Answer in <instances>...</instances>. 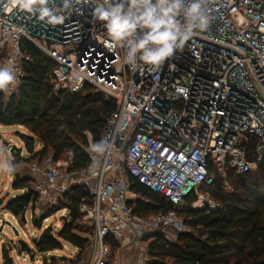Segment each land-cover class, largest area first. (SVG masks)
<instances>
[{
  "label": "built area",
  "instance_id": "2783aa9c",
  "mask_svg": "<svg viewBox=\"0 0 264 264\" xmlns=\"http://www.w3.org/2000/svg\"><path fill=\"white\" fill-rule=\"evenodd\" d=\"M206 2L212 17L206 30L195 31L162 64L132 68L123 60L122 47L105 43L104 23L95 19L91 4L84 2L79 12L66 13L62 23L51 25L18 9L5 11L8 0H0V65L14 62L17 68L15 83L1 90L6 100L17 94L25 77L30 58L22 43L27 41L56 64L54 94H79L88 87L116 103L97 143H103V151L94 149L88 134L85 169L69 172L73 153L67 154L70 182L59 185L65 176L51 156L30 165L35 187L29 207L54 210L71 188L88 192L90 203L83 201L79 212L92 221L89 264H109V237L136 249L134 264H153L147 238L161 235L174 243L184 233L197 235L176 211L187 206L189 195L197 197L193 208L221 209L203 200L201 189L220 178L233 192L229 170L242 176L264 163V0ZM0 142L10 155L12 142L9 147ZM132 179L175 209L136 215L135 204L149 199L133 191ZM23 194L26 190L12 198ZM8 215L22 223L6 212L0 220L4 227H16ZM74 250L70 260L37 253L48 264L55 258L58 264H81Z\"/></svg>",
  "mask_w": 264,
  "mask_h": 264
},
{
  "label": "trees",
  "instance_id": "16d2710c",
  "mask_svg": "<svg viewBox=\"0 0 264 264\" xmlns=\"http://www.w3.org/2000/svg\"><path fill=\"white\" fill-rule=\"evenodd\" d=\"M22 47L30 60L25 65V77L17 94L6 100L0 90V126L24 128L28 135L19 136L30 156L27 160L7 158V162L10 166L23 160L40 163L50 156L54 162H59L72 152L73 164L68 171L85 169L88 165L85 152L89 145L88 134L97 144L116 110V103L88 87L79 94H54L51 79L56 64L32 43L24 41ZM13 175L12 189L16 192L26 190V194L11 197L6 204L1 202L0 205L5 204L6 212L21 217L33 202L34 192L29 186L33 181L15 171ZM131 182L133 191L149 199L147 204L142 201L135 204L136 215L149 217L175 209L163 196L150 192L134 179ZM228 183L233 192L224 187L220 178L213 187L204 188L210 191L211 198L222 206L221 209L193 208L197 197L189 195L187 206L176 210L197 235L184 233L174 243L167 242L161 235L147 238L153 264H264V163L254 174L238 176L229 170ZM83 201L90 203L89 194L82 187H73L65 194L61 206L69 211L68 221L58 232L54 233L51 228L43 231L33 241L36 252L59 251L66 243L77 248L81 257L89 240L74 230L81 219L79 206ZM39 222L33 219L38 229L41 228ZM107 243L112 250L119 247L111 237ZM24 247L28 249L26 245ZM0 264H13L4 248Z\"/></svg>",
  "mask_w": 264,
  "mask_h": 264
},
{
  "label": "clouds",
  "instance_id": "9594fccd",
  "mask_svg": "<svg viewBox=\"0 0 264 264\" xmlns=\"http://www.w3.org/2000/svg\"><path fill=\"white\" fill-rule=\"evenodd\" d=\"M84 2L93 6V16L104 23L105 43L122 47L123 60L132 68L162 64L195 31L206 30L212 19L206 0H8L5 11L18 9L56 25L66 13L79 12ZM16 80L14 62L0 65V90ZM103 148V143L94 145L96 151Z\"/></svg>",
  "mask_w": 264,
  "mask_h": 264
},
{
  "label": "rangeland",
  "instance_id": "374dc122",
  "mask_svg": "<svg viewBox=\"0 0 264 264\" xmlns=\"http://www.w3.org/2000/svg\"><path fill=\"white\" fill-rule=\"evenodd\" d=\"M22 132H25L23 129H19L17 127H2L0 129V140L3 141V145L5 143H11L14 146L17 147H23L24 153L22 158L27 160L29 157V153L25 148L24 143L22 144L20 134H24ZM2 142H0V203L6 202L9 198H11L14 195H18L21 192H16L12 189V183L14 180L13 171H15L19 176L21 177H29L32 176V173L30 171V165L31 163L26 161H20L17 163L16 166H10L7 162V155L4 150L1 149ZM66 156L63 157L59 162H56V164L60 167V170L64 174L65 178L60 182L59 185H65L67 182H70L68 179V176L66 174V167L64 166V163L66 161ZM32 163H36L32 162ZM8 170V173L6 171ZM253 174L258 172V169H255L252 171ZM251 172V173H252ZM38 181L41 180V178H37ZM33 181L34 178H31ZM31 189H34L35 183L30 182L29 184ZM210 191L206 189H201V195L203 196V200H209L211 202L216 203L210 196ZM26 214V221L27 223H21L17 224L16 221L8 215V219L15 225L17 231L19 232V236L16 237L14 235V232L11 228L5 226L0 232V258L2 254V249L7 250V254L10 258L13 260V264H48L44 259L43 255H39L36 252L35 246L33 241L36 240L37 237L40 236V234L45 231L48 228H51L52 231L58 232L61 230L64 226V224L68 221V214L69 211H64L62 209V206L55 208L54 210H49L46 207H36L31 206L28 208ZM6 211L0 207V220L5 218ZM33 219L40 220V229H38L34 223ZM92 221L84 219V215L81 214V219L77 221L76 227L74 232L78 234L81 237L89 238L91 235L92 229H91ZM2 226V223L0 222V227ZM20 241H23L24 244L27 246L28 249H24V245L21 246ZM5 242V243H3ZM5 244V245H4ZM87 248L82 253L81 257L78 260V263L83 264H89L91 259V253H90V247H88V244L86 246ZM126 248H130L127 246L119 245V247L116 250H112L111 256H110V264H114L116 261L115 257L118 255L122 250H126ZM58 255L62 254L64 258L67 260H70L69 258H72L75 255V250L72 246L69 244L63 243V248L59 250L58 253L50 252V255ZM56 255V256H57ZM59 256V255H58ZM20 257L21 259L18 260L17 258ZM112 257V258H111ZM25 260V262H24ZM58 259L55 258L53 261V264H58Z\"/></svg>",
  "mask_w": 264,
  "mask_h": 264
},
{
  "label": "crops",
  "instance_id": "0c3cea01",
  "mask_svg": "<svg viewBox=\"0 0 264 264\" xmlns=\"http://www.w3.org/2000/svg\"><path fill=\"white\" fill-rule=\"evenodd\" d=\"M3 126H0V129L2 128ZM17 128H19V129H23V130H25L24 128H22V127H17ZM22 133H24V135H28V132L25 130V132H22ZM22 141V140H21ZM22 144H23V142H22ZM22 147V146H21ZM25 151V150H24ZM24 151H23V153H24ZM22 156H23V154H22ZM30 178H31V175L29 176ZM21 194V193H20ZM5 204H6V202H5ZM5 204H3V205H0V207L3 209L4 207H5ZM23 223V222H22ZM80 255V254H79ZM79 255H77V260H79ZM137 256H138V254H137V251H136V249H134V248H132V247H130V248H126V250L124 251V250H122L118 255H116V259L115 260H117V261H119L121 264H134V262L136 261V259H137ZM112 258V257H111ZM70 259V258H69ZM110 261H111V259H110ZM81 264H83L82 262H81ZM109 264H110V262H109Z\"/></svg>",
  "mask_w": 264,
  "mask_h": 264
},
{
  "label": "water",
  "instance_id": "95a60500",
  "mask_svg": "<svg viewBox=\"0 0 264 264\" xmlns=\"http://www.w3.org/2000/svg\"><path fill=\"white\" fill-rule=\"evenodd\" d=\"M4 146L5 147H9V146H11V144L10 143H5ZM23 151H24L23 147H17V146L12 145L11 148H10V153H9L10 155H7V154L6 155H7V158H10L12 160H19L20 158H22ZM21 219H22V222L24 224L27 223V221H26V211L21 215ZM7 225H10V223L7 222ZM3 228H4V225H2L0 227V232H2ZM12 230L14 232V235L16 237H18L19 236V232L17 231V229L13 227ZM19 244H21V246L25 245L23 241H20Z\"/></svg>",
  "mask_w": 264,
  "mask_h": 264
}]
</instances>
